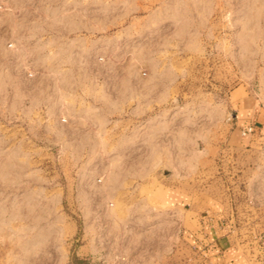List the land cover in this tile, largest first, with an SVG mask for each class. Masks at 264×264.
Instances as JSON below:
<instances>
[{"label":"rangeland","instance_id":"obj_1","mask_svg":"<svg viewBox=\"0 0 264 264\" xmlns=\"http://www.w3.org/2000/svg\"><path fill=\"white\" fill-rule=\"evenodd\" d=\"M15 43L94 52V80L107 85L97 98L111 100L112 115L56 132L20 100L31 87H9L0 69V264H70V251L88 243L99 249L90 261L128 263L151 240L160 255L146 264H158L173 239L180 264L195 207L216 198L258 253L264 139L234 150L227 135L249 105L264 123V0H0V44ZM45 67L23 70L37 77ZM174 190L193 208L173 207Z\"/></svg>","mask_w":264,"mask_h":264},{"label":"crops","instance_id":"obj_2","mask_svg":"<svg viewBox=\"0 0 264 264\" xmlns=\"http://www.w3.org/2000/svg\"><path fill=\"white\" fill-rule=\"evenodd\" d=\"M17 45L9 44V48L5 49L4 45L0 44V69L1 72L9 75L6 84L9 87L17 86L24 89L30 86L32 90L30 94L25 93L23 99H20L19 96L14 97V101L20 99L30 103L32 109L42 110L46 117L54 121L56 132L77 124L80 127L88 125L91 123L89 119L95 123L94 118L96 117L102 119L112 115L111 100L97 98V95L107 85L94 80L97 74L94 52L72 51V43H68L62 51L49 55L30 52L27 49L22 50L16 48ZM3 49L7 50L4 52L6 59L1 56ZM33 55L37 56L33 58ZM37 62L44 63L45 69H41L37 77L34 75L28 77L23 70L24 66L27 64L33 66ZM124 86V89L121 87L119 90L121 94L118 104L120 114L127 117L129 116L128 95L126 85ZM134 112L137 113V110H132L130 115L133 116ZM262 117L263 115L257 111L256 107L250 105L245 110L237 111L227 135L229 148L247 151L256 149L260 140L264 139ZM43 127L48 131L52 126L45 125ZM40 131L42 132L43 129ZM84 131L79 130L78 132ZM173 194L172 200H169L174 203L173 207L178 200L184 208H193L190 205L191 195L176 193L175 190ZM204 204L202 207H195L197 210L196 228L193 230L186 227L185 229L186 233L183 239L185 252L180 264H261L264 256V239L261 242L263 246L258 247L257 253L255 241L243 242V239L237 235L234 215L225 200L216 198L215 202L206 201ZM166 244L168 248L164 252L168 253L167 260H162V263L158 264L164 262L175 264V255H170V251L172 249L174 251L175 240L167 241ZM144 245L148 249L136 250V256L132 257L133 259L128 263L118 261L116 258L105 260L114 264H144L143 262L146 264V262L157 261L160 255L159 241L151 240ZM170 245L172 246L171 250L169 249ZM98 252L99 249L95 244L76 245L68 255L69 263L87 264L90 262V257L95 256Z\"/></svg>","mask_w":264,"mask_h":264},{"label":"built area","instance_id":"obj_3","mask_svg":"<svg viewBox=\"0 0 264 264\" xmlns=\"http://www.w3.org/2000/svg\"><path fill=\"white\" fill-rule=\"evenodd\" d=\"M87 264H114V263L107 261V260H104V259H97V260H92ZM261 264H264V256L262 257Z\"/></svg>","mask_w":264,"mask_h":264}]
</instances>
